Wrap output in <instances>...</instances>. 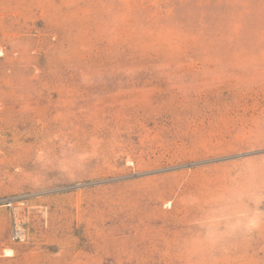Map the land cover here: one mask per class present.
<instances>
[{
  "label": "rangeland",
  "instance_id": "rangeland-1",
  "mask_svg": "<svg viewBox=\"0 0 264 264\" xmlns=\"http://www.w3.org/2000/svg\"><path fill=\"white\" fill-rule=\"evenodd\" d=\"M0 264H264V0H0Z\"/></svg>",
  "mask_w": 264,
  "mask_h": 264
}]
</instances>
